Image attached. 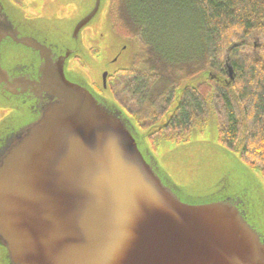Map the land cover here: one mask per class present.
<instances>
[{"label":"water","instance_id":"obj_1","mask_svg":"<svg viewBox=\"0 0 264 264\" xmlns=\"http://www.w3.org/2000/svg\"><path fill=\"white\" fill-rule=\"evenodd\" d=\"M56 1L62 15L31 20L26 41L0 0V110L17 116L27 94L51 100L26 131L8 137L0 123V242L13 264H264L263 203L223 183L186 193L139 148V126L109 90L119 70L101 73L100 92L77 72L106 0Z\"/></svg>","mask_w":264,"mask_h":264},{"label":"trees","instance_id":"obj_2","mask_svg":"<svg viewBox=\"0 0 264 264\" xmlns=\"http://www.w3.org/2000/svg\"><path fill=\"white\" fill-rule=\"evenodd\" d=\"M118 4L113 28L137 40L142 50L131 75L120 71L109 78L120 106L149 130L162 121L183 84L203 77L186 86L174 115L153 139L188 141L215 113L219 141L264 179V0ZM255 38L259 44L252 43Z\"/></svg>","mask_w":264,"mask_h":264},{"label":"rangeland","instance_id":"obj_3","mask_svg":"<svg viewBox=\"0 0 264 264\" xmlns=\"http://www.w3.org/2000/svg\"><path fill=\"white\" fill-rule=\"evenodd\" d=\"M49 1L50 8H45L50 14L48 16H61L62 12L58 13L59 3L56 0ZM118 3L119 0H106L92 25L82 34L84 48L89 57L83 55L86 57L85 61L80 60V63L74 64L77 72L87 81L100 83L104 70L125 71L129 75L135 56L142 51L137 40L121 36L113 28L112 18L114 16L117 19ZM62 8L64 12L68 6L63 5ZM74 10L72 9L70 13ZM252 43L259 44V38H255ZM120 75L115 76L113 80L120 79ZM115 86L113 85L114 89ZM184 87L185 84L177 90L173 103L158 126L171 117ZM109 90L113 94L110 87ZM136 132L139 136V148L155 160L160 170L189 195H211L218 190L220 183H223L224 186H228V191L240 190L239 187L246 189L251 194V199L255 202L256 197L258 206L262 202L264 208V179L260 171L246 165L239 153L228 149L219 141L215 113L209 115V121L203 130L192 131L188 141L170 142L161 137L153 139L147 130L140 127H136ZM256 186L257 191L254 194ZM257 222L260 230L264 232V222L258 220Z\"/></svg>","mask_w":264,"mask_h":264},{"label":"flooded vegetation","instance_id":"obj_4","mask_svg":"<svg viewBox=\"0 0 264 264\" xmlns=\"http://www.w3.org/2000/svg\"><path fill=\"white\" fill-rule=\"evenodd\" d=\"M8 3L15 9L12 13L13 18L18 24L19 36L17 39L20 40H31L34 37L36 28L31 23V20L36 18H45L48 15V11L45 9L50 8L49 0H7ZM52 1V0H51ZM4 23L0 22V30ZM6 43L11 44L12 42L7 39ZM23 44H19L21 46ZM76 63H80L79 59L75 60ZM109 82V80H108ZM92 88L95 91L100 92L99 87L96 83L92 84ZM51 102L50 99L42 98L36 99L34 95H26L23 99L25 104V110L19 112L16 115L12 114V109L1 110L0 112V123L9 122L6 132L8 137L14 132H23L32 127L41 117L43 107ZM129 113V112H128ZM5 133V132H4ZM153 138V137H152ZM0 155V159H1ZM0 264H13L8 256V253L0 242Z\"/></svg>","mask_w":264,"mask_h":264}]
</instances>
